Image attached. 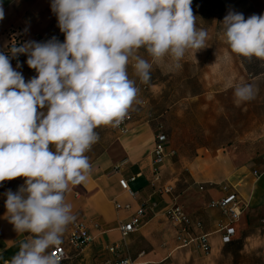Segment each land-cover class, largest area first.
<instances>
[{
	"label": "clouds",
	"instance_id": "9594fccd",
	"mask_svg": "<svg viewBox=\"0 0 264 264\" xmlns=\"http://www.w3.org/2000/svg\"><path fill=\"white\" fill-rule=\"evenodd\" d=\"M192 0H51L64 41L15 40L0 51V183L24 177L5 193L6 218L17 234L30 233L5 264H59L49 249L62 244L76 220L66 202L70 187L86 183V155L98 142L100 126L118 127L149 82L153 64L170 57L174 66L189 50L206 47L208 33L197 28ZM0 5V20L4 19ZM223 35L231 51L264 61V14L245 19L230 11ZM144 48L151 62L138 53ZM27 56L36 76L25 81L10 60ZM20 64L17 63V68ZM251 83L234 85V102L255 98ZM47 111H38V109ZM124 264H129L126 260Z\"/></svg>",
	"mask_w": 264,
	"mask_h": 264
},
{
	"label": "crops",
	"instance_id": "0c3cea01",
	"mask_svg": "<svg viewBox=\"0 0 264 264\" xmlns=\"http://www.w3.org/2000/svg\"><path fill=\"white\" fill-rule=\"evenodd\" d=\"M254 1L258 10L264 9V0ZM0 5L5 13L0 20V51H5L13 29H21L25 42H46L52 37L64 41L51 10V0H0ZM23 56L19 68L10 62L27 82L37 73L28 67L27 56ZM132 63L127 71L129 78L135 80ZM157 95L154 90L145 97V106L138 115L129 110L133 119L126 133L110 132L111 126L109 131L104 126L95 129L99 141L86 153L92 166L89 178L86 183L70 187L65 197L76 220L86 226L91 240L83 247L70 246L67 240L72 224H69L62 236L69 257L59 264H115L124 258L134 262L167 258L169 264H264V137L254 147L199 149L189 160L167 141L168 156L161 168V180L154 182L152 153L156 129L152 114L156 110L150 101ZM120 178L129 181L131 192L120 186ZM24 181V177H17L0 184V264L10 261L20 242L32 235L17 234L6 218L5 193L18 191ZM200 184L206 188L200 190ZM222 185L235 189L247 202L239 219L232 223L235 232L226 243L218 229L229 222V217L218 207L210 206L211 201L227 193ZM165 186L171 187V191L165 192L162 189ZM175 202L193 220L201 221L202 227L195 234L210 233V251L194 245L180 246L176 239L178 229L166 218V211ZM117 203L130 207H118ZM143 205H151L143 224L123 236L120 226ZM108 245H117L116 251H108Z\"/></svg>",
	"mask_w": 264,
	"mask_h": 264
},
{
	"label": "rangeland",
	"instance_id": "374dc122",
	"mask_svg": "<svg viewBox=\"0 0 264 264\" xmlns=\"http://www.w3.org/2000/svg\"><path fill=\"white\" fill-rule=\"evenodd\" d=\"M191 7L197 28L208 33L206 47L195 55L191 50L186 52L180 68L170 57L153 64L147 83L135 76L140 87L129 110L138 115L145 97L158 91L150 101L156 110L152 114L153 128L162 124L168 144L185 160L199 149L254 147L264 137V61L233 53L225 42L221 23L230 11L242 13L247 19L264 14V9L258 10L254 0H192ZM138 54L151 62L144 48ZM240 83L254 84L257 91L254 99L237 105L233 92L234 85ZM150 84L156 88H150ZM104 127L109 131V126Z\"/></svg>",
	"mask_w": 264,
	"mask_h": 264
},
{
	"label": "built area",
	"instance_id": "2783aa9c",
	"mask_svg": "<svg viewBox=\"0 0 264 264\" xmlns=\"http://www.w3.org/2000/svg\"><path fill=\"white\" fill-rule=\"evenodd\" d=\"M15 40L17 46L21 43L25 42L24 34L21 29H13L8 35V43L10 46L11 42ZM7 53V49L4 51ZM24 56L23 54L19 55L17 58H12V61L15 65L19 63L23 64ZM133 116L128 112L125 119L122 123L112 129L118 133H126L129 128V123L132 121ZM99 141V140H98ZM168 141V134L163 128L162 124H159L154 133V147H153V165H154V178L153 181L159 183L161 180V168L165 163V160L168 156V152L166 151V143ZM92 148V147H91ZM132 180L135 177L131 178ZM1 184V183H0ZM120 186L126 190L131 192V188L129 185V181L125 178L119 179ZM206 188L205 184H200L199 189L204 190ZM224 191L227 193L217 200H213L210 202V206L218 207L226 216L229 217V222L225 224H221L218 231L222 232L223 241L229 242L232 239V236L235 232L232 223L237 221L243 212V210L247 207V202L243 200V198L239 195V193L235 189L229 190L227 185H222ZM165 192H170L171 187H162ZM118 207L129 208V204L121 205L117 203ZM151 205H143L137 209L135 214L125 223L120 226V230L123 236H126L128 233L135 231L141 227L144 219L147 217ZM167 220L178 229L176 239L179 241L180 246H199L204 251L208 252L211 249V245L209 243V234L210 233H201L195 234L198 229L202 227V223L199 220H193L190 215H188L184 208L177 204L176 202L166 211ZM91 240L90 235L87 232L86 226L84 223L79 220H75L72 223V231L68 237V244L70 246L79 248L86 245ZM107 250L110 252H115L117 245H108ZM51 253L58 258L59 263L69 257V253L64 244H61L59 247H53ZM128 261L129 264H169L167 258H164L160 261H139L134 262L129 258H124L117 261L115 264H124V261Z\"/></svg>",
	"mask_w": 264,
	"mask_h": 264
}]
</instances>
